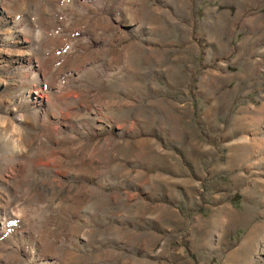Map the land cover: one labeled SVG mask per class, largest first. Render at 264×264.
<instances>
[{"label":"rangeland","instance_id":"rangeland-1","mask_svg":"<svg viewBox=\"0 0 264 264\" xmlns=\"http://www.w3.org/2000/svg\"><path fill=\"white\" fill-rule=\"evenodd\" d=\"M0 264H264V0H0Z\"/></svg>","mask_w":264,"mask_h":264},{"label":"crops","instance_id":"crops-1","mask_svg":"<svg viewBox=\"0 0 264 264\" xmlns=\"http://www.w3.org/2000/svg\"><path fill=\"white\" fill-rule=\"evenodd\" d=\"M37 3L39 4V2H37ZM39 5H40V4H39ZM35 6H36V3H35ZM21 7H22V6H21ZM40 7H41V5H40ZM28 8H29V7H28ZM15 10L20 11V10H22V9H15ZM25 10H26V9H25ZM25 10H23V11H25ZM27 34L30 35V32H28ZM27 34H26V35H27ZM24 37L28 38L29 36H25V35H24Z\"/></svg>","mask_w":264,"mask_h":264}]
</instances>
